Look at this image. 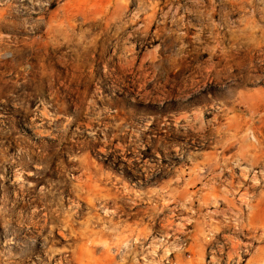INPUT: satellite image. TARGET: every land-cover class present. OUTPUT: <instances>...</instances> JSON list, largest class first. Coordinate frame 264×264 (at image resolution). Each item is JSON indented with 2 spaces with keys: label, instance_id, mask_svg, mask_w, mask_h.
Listing matches in <instances>:
<instances>
[{
  "label": "rangeland",
  "instance_id": "1",
  "mask_svg": "<svg viewBox=\"0 0 264 264\" xmlns=\"http://www.w3.org/2000/svg\"><path fill=\"white\" fill-rule=\"evenodd\" d=\"M243 134L264 151V0H0V264L245 255Z\"/></svg>",
  "mask_w": 264,
  "mask_h": 264
},
{
  "label": "bare ground",
  "instance_id": "2",
  "mask_svg": "<svg viewBox=\"0 0 264 264\" xmlns=\"http://www.w3.org/2000/svg\"><path fill=\"white\" fill-rule=\"evenodd\" d=\"M16 55V54H15ZM4 56V54H3ZM4 58V57H3ZM19 60V59H18ZM32 66V65H31ZM246 103V102H245ZM42 111V110H41ZM87 111V110H86ZM197 111V110H195ZM201 111V110H200ZM199 111V112H200ZM45 113V112H43ZM191 114V113H190ZM47 115V114H46ZM187 116V114H185ZM194 115V114H193ZM181 116V115H180ZM184 116V115H182ZM181 116V118H183ZM191 116V115H190ZM46 117V116H45ZM189 117V116H188ZM47 118V117H46ZM185 118V117H184ZM196 118V117H195ZM48 119V118H47ZM180 119V118H179ZM187 119V117H186ZM184 119V120H186ZM200 119V118H199ZM198 119V120H199ZM217 119V118H216ZM39 120V119H38ZM71 120V119H70ZM187 121H190L189 118ZM192 121V120H191ZM35 123V122H34ZM38 123V122H37ZM35 123V124H37ZM88 123V122H87ZM41 124V123H40ZM90 123H88L89 125ZM93 124V123H92ZM195 124V123H194ZM87 125V126H88ZM192 125V124H190ZM189 125V126H190ZM203 125V124H202ZM37 126V125H36ZM43 126V125H41ZM191 127V126H190ZM189 127V128H190ZM199 127V126H198ZM203 127V126H202ZM205 127V126H204ZM87 128V127H86ZM106 128V127H105ZM201 128V126H200ZM199 128V129H200ZM194 129V128H193ZM197 130V129H196ZM242 130V126L241 125H236L234 126V132L235 133H238L239 131ZM43 131V129H42ZM41 131V129H35V132L36 134H39V135H45V133H43ZM92 131V130H91ZM202 131V129H201ZM94 133V132H93ZM105 133V132H104ZM103 133V135H104ZM38 135V136H39ZM47 136V135H46ZM45 136V137H46ZM253 140L247 138V135L243 134L240 136L239 140L237 141V143H235L236 145H233V143H230L228 145V148L230 147V149H233V148H236L237 151L236 153L233 155L236 157V159L234 160V162H232L234 168H236L238 170V175H237V178L234 176V174L232 173L231 174V181L229 182L228 184V187H229V190L228 192H226V196H222L223 197V202H225V204L227 205V207L229 208V211L231 209V211L233 209H235V203L233 202L234 200H237L238 202V205L239 207L241 208H237L239 210V213H243V210L245 208H248V213H249V216H248V227L246 226H243L242 224H235L234 227H233V231L236 235H233L235 236L236 239H239L237 238L236 236L238 237H241V239H245L247 235H252L251 236V241L249 243H244L246 245H244L245 247V251H244V254H249L251 248L253 247V243L254 242H260L262 244H264V181L262 182V185H261V181L259 179V174L262 176V179H264V174L262 171L259 172V174H255V173H251L252 172V168H254L255 166L259 165V164H262L263 167H264V151L263 149L259 146V140L253 135L252 136ZM108 142V140H107ZM193 152V151H192ZM179 153V152H178ZM158 156V155H157ZM228 158V157H227ZM228 162V161H226ZM230 162V161H229ZM247 164L246 165H244ZM152 165V164H151ZM21 168H23L21 166ZM221 169V168H220ZM222 170V169H221ZM17 172V171H16ZM232 172V171H231ZM20 173V172H19ZM206 173V172H205ZM217 174V173H216ZM236 174V173H235ZM213 175V174H212ZM19 176H22V175H19ZM20 178V177H19ZM18 178V179H19ZM227 178V177H225ZM179 179V178H177ZM21 180V179H20ZM236 180V181H235ZM234 181H235V185H234ZM251 183V184H250ZM259 186H262L263 187V190L261 189L258 193H255L253 192L251 195H250V191L249 189H256L257 187ZM191 188V187H190ZM203 189V188H202ZM79 190V189H78ZM190 190V189H189ZM78 195V194H77ZM87 195V194H86ZM103 195V194H102ZM95 196V195H94ZM228 196L232 197L231 199H228ZM97 197V196H96ZM92 198V197H91ZM105 199V198H104ZM192 200V199H191ZM84 201V200H83ZM88 201V200H87ZM90 201V200H89ZM193 201V200H192ZM75 203V202H74ZM182 203V202H181ZM95 204V203H94ZM108 204V203H107ZM198 204V203H197ZM217 204V203H216ZM4 205V204H3ZM183 205V204H182ZM213 205H215L213 203ZM80 206V205H79ZM1 207V206H0ZM58 207V206H57ZM107 208V207H106ZM180 209V207H179ZM215 209V208H214ZM221 209V208H220ZM222 209H224L222 207ZM221 209V211H222ZM178 210V209H176ZM175 210V211H176ZM212 210V209H211ZM226 210V208H225ZM60 211V210H59ZM62 211V210H61ZM77 211V210H76ZM75 211V212H76ZM108 211V210H107ZM180 211V210H179ZM208 211V210H207ZM219 211V210H218ZM217 209L216 210H213V212L210 214L209 217H212L214 216V214H217L218 213ZM220 211V212H221ZM242 211V212H241ZM1 212V211H0ZM3 212V211H2ZM78 212V211H77ZM210 213V209L208 211ZM233 212V211H232ZM7 213V212H6ZM175 213V212H174ZM223 214H225L223 211H222ZM221 213V214H222ZM34 214V213H33ZM74 214V212H73ZM238 215V213L236 212L235 215ZM3 215V214H2ZM36 215V214H35ZM182 215V214H181ZM188 215V213H187ZM208 215V214H207ZM169 216V215H168ZM183 216V215H182ZM231 216V215H230ZM179 217V216H178ZM32 218V217H31ZM167 218V217H166ZM180 218V217H179ZM225 218V217H224ZM163 219V218H162ZM169 219V218H168ZM167 219V221H168ZM189 219V218H188ZM31 220V219H30ZM87 220V219H86ZM89 220V219H88ZM91 220V219H90ZM175 220V219H174ZM190 220V219H189ZM204 220V219H203ZM207 220V219H206ZM216 220V219H215ZM224 221L226 219H223ZM238 220V219H237ZM101 221V220H100ZM162 221V220H161ZM171 221V220H170ZM217 221V220H216ZM4 222V221H3ZM2 222V223H3ZM9 222V221H8ZM169 222V221H168ZM167 222V223H168ZM187 222V220H186ZM190 222V221H189ZM33 223V222H32ZM87 223V222H86ZM89 223V222H88ZM171 223V222H170ZM179 223V222H178ZM238 223V221H237ZM172 224V223H171ZM180 224V223H179ZM183 224V223H182ZM34 225V224H33ZM32 225V226H33ZM165 225V224H164ZM184 225V224H183ZM171 226V225H170ZM173 226V225H172ZM182 226V225H181ZM208 227H210L212 229V223H208L207 225ZM216 227H214L215 230H220V228L222 229V232L225 231V230H229L230 229V226L225 224L224 226H217V225H214ZM177 227H175L176 229ZM181 228V227H180ZM165 229V228H164ZM172 229V227L170 228ZM178 230V228L176 229ZM260 230V231H259ZM230 231V230H229ZM176 232V231H175ZM181 232V231H180ZM259 232V233H258ZM167 233V232H165ZM16 235V234H15ZM176 235V234H175ZM73 236V235H72ZM226 236V234H225ZM222 237L220 235V233L218 232H215L214 233V237L215 238H221L222 241H226V244L228 243L230 246L228 247V249L226 250V259H225V264H233V263H239L242 261L243 259V256L245 257V255H243V253H241V249H242V245L239 241H235L234 238H231V237ZM181 239V238H180ZM240 239V241H241ZM247 240V239H246ZM152 243V242H151ZM176 243V242H175ZM168 244V243H167ZM157 245V244H156ZM213 245V244H211ZM90 246V245H89ZM158 246V245H157ZM161 246V245H160ZM166 246V245H165ZM175 247V246H174ZM218 247V246H217ZM216 247V248H217ZM152 248V247H151ZM155 247L153 246V249ZM213 248H214V245H213ZM157 249V248H156ZM210 250V248H209ZM220 251H223L222 249V245H220V247H218L217 250H214V249H211V256H210V263H215V264H220L219 263V260L215 257V254L217 253H220ZM258 253L256 256L253 257V259H251L250 261H247V264L248 263H252V264H264V247L258 249ZM81 252V251H80ZM83 253V252H82ZM44 256V255H43ZM203 257V253H202V249L201 251L198 252V257ZM164 257V256H163ZM249 257V256H247ZM63 258V257H62ZM62 258H58V261L56 262L57 264H66L65 261L66 260H63ZM144 258V257H143ZM162 258V257H161ZM80 260V259H79ZM146 260V258H145ZM190 260V259H189ZM150 261V260H148ZM152 261V260H151ZM150 261V262H151ZM205 261V260H204ZM55 262V261H54ZM155 262V260H154Z\"/></svg>",
  "mask_w": 264,
  "mask_h": 264
}]
</instances>
